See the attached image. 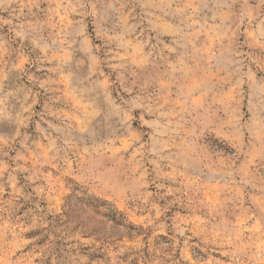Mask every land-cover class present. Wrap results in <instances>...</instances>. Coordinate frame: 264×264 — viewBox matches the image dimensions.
Segmentation results:
<instances>
[{
  "label": "rangeland",
  "instance_id": "obj_1",
  "mask_svg": "<svg viewBox=\"0 0 264 264\" xmlns=\"http://www.w3.org/2000/svg\"><path fill=\"white\" fill-rule=\"evenodd\" d=\"M0 264H264V0H0Z\"/></svg>",
  "mask_w": 264,
  "mask_h": 264
}]
</instances>
